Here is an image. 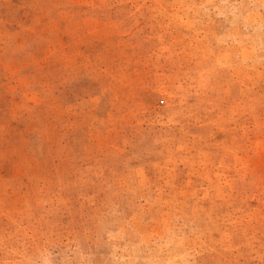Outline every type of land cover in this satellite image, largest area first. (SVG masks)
<instances>
[{"label": "rangeland", "instance_id": "1", "mask_svg": "<svg viewBox=\"0 0 264 264\" xmlns=\"http://www.w3.org/2000/svg\"><path fill=\"white\" fill-rule=\"evenodd\" d=\"M0 264H264V0H0Z\"/></svg>", "mask_w": 264, "mask_h": 264}]
</instances>
